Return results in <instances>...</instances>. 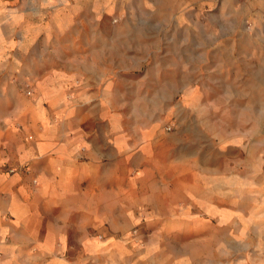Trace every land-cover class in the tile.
Here are the masks:
<instances>
[{"label":"rangeland","instance_id":"374dc122","mask_svg":"<svg viewBox=\"0 0 264 264\" xmlns=\"http://www.w3.org/2000/svg\"><path fill=\"white\" fill-rule=\"evenodd\" d=\"M50 80L62 106L88 96L93 127L155 131L138 176L226 180L215 216L177 198L121 218L124 264H264V0H0L8 145Z\"/></svg>","mask_w":264,"mask_h":264},{"label":"crops","instance_id":"0c3cea01","mask_svg":"<svg viewBox=\"0 0 264 264\" xmlns=\"http://www.w3.org/2000/svg\"><path fill=\"white\" fill-rule=\"evenodd\" d=\"M51 81L41 98L48 105L20 108L18 140L8 145L0 134V264H124L131 248L117 237L121 218L142 210L162 215L159 201L173 205L177 198L184 199L182 216L188 202L208 216L218 214L229 194H220L225 179L189 178L184 162L180 178L170 177L164 188L138 176L141 149L155 131L125 135L101 127L106 120L93 127L78 107L88 96L75 90L73 102L62 106ZM166 165L173 174L172 162Z\"/></svg>","mask_w":264,"mask_h":264},{"label":"built area","instance_id":"2783aa9c","mask_svg":"<svg viewBox=\"0 0 264 264\" xmlns=\"http://www.w3.org/2000/svg\"><path fill=\"white\" fill-rule=\"evenodd\" d=\"M8 171H9L10 173H12V172L14 171V169H13V168H10Z\"/></svg>","mask_w":264,"mask_h":264},{"label":"bare ground","instance_id":"6f19581e","mask_svg":"<svg viewBox=\"0 0 264 264\" xmlns=\"http://www.w3.org/2000/svg\"><path fill=\"white\" fill-rule=\"evenodd\" d=\"M10 14V13H9Z\"/></svg>","mask_w":264,"mask_h":264}]
</instances>
